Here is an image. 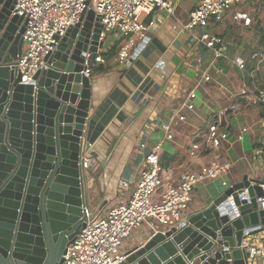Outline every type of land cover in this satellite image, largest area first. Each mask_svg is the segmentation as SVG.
Instances as JSON below:
<instances>
[{
    "label": "water",
    "instance_id": "water-1",
    "mask_svg": "<svg viewBox=\"0 0 264 264\" xmlns=\"http://www.w3.org/2000/svg\"><path fill=\"white\" fill-rule=\"evenodd\" d=\"M0 0V264H61L83 229L79 164L100 17L85 9L23 82L16 68L26 19ZM264 180L243 176L182 222L153 234L120 264H247L246 239L264 232Z\"/></svg>",
    "mask_w": 264,
    "mask_h": 264
},
{
    "label": "crops",
    "instance_id": "crops-1",
    "mask_svg": "<svg viewBox=\"0 0 264 264\" xmlns=\"http://www.w3.org/2000/svg\"><path fill=\"white\" fill-rule=\"evenodd\" d=\"M169 1L172 14L155 10L143 16L146 23L158 21L149 30L145 42L133 50L127 65L115 62L120 41L113 40V36L98 51L97 55L105 63L95 64L89 72L91 99L83 142L90 144L88 152L95 156L93 168L101 166L110 184L134 179L143 154L158 142H162L163 175L177 179L211 161V153L206 147L202 146L195 157L188 155V147L193 142H201L209 122L218 124L227 137L215 153L221 163L230 165V169L219 179L196 185L189 209L184 213L186 217L207 205L223 188L239 183L245 175L264 180V155L257 153L260 148L257 125L263 112L258 106L249 105L248 99L257 84L250 78L254 72L247 67L252 65L254 54L261 57L264 54V41H261L264 22L245 27L233 23L229 15L222 22H210L205 30L222 39L227 56L214 60L210 51L198 42L200 30L183 28L198 0ZM234 57L246 61V70H239L230 61ZM100 67L105 71L96 74ZM260 67L263 71V63ZM203 76L209 80L204 81ZM244 85L250 90L246 96L242 95ZM191 90L196 92V99L194 109L189 111L184 104L185 96ZM179 115L184 121L177 120ZM165 123L171 124L172 140L164 139L160 126ZM243 128H247L244 133ZM121 139L119 147L126 148L124 154L131 157L119 168L114 159L106 161L103 158L107 145L112 146ZM140 145H144L143 152ZM118 152L123 151L116 150L115 153ZM89 181L92 183L93 180ZM117 191L113 194L115 203H109L113 199L109 197L104 206L127 199L129 192ZM149 238L148 229L140 228L123 242L122 251L126 253L143 245ZM254 240L251 238L249 243ZM191 264H197L196 260Z\"/></svg>",
    "mask_w": 264,
    "mask_h": 264
},
{
    "label": "built area",
    "instance_id": "built-area-1",
    "mask_svg": "<svg viewBox=\"0 0 264 264\" xmlns=\"http://www.w3.org/2000/svg\"><path fill=\"white\" fill-rule=\"evenodd\" d=\"M13 1V14L24 17L26 25L22 35V53L10 67L16 68L23 82L31 81L32 76L44 68L43 58L54 50L55 36H62L69 27L74 26L85 9L92 10L100 17L99 40L104 42L103 47L111 39L109 37L113 36V40L120 41L115 62L121 66L129 63L133 50L145 42L149 30L158 21L155 19L146 23L143 16L155 10L173 13L169 0ZM227 15L233 23L245 27L263 23L264 0H198L189 15L188 24L183 28L200 30L198 42L210 51L214 60L227 58L225 44L221 38L209 34L205 29L210 22H222ZM252 57L257 61L252 70L254 74L250 77L253 80L262 71L260 64L263 63L261 58L264 54L262 57L254 54ZM86 60H91L93 66L105 63L97 54H87ZM230 61L241 71L247 68L246 61L241 57L231 58ZM85 74L89 76V71H85ZM203 80L208 81L209 78L203 76ZM249 91L247 85H244L242 95H248ZM253 91L248 99L249 105L258 106L263 112L257 125L260 130V148L257 153L264 155V90L256 87ZM195 99L194 90L186 94L184 106L187 110L194 109ZM177 120L184 121V117L179 115ZM160 129L165 140H172L170 123L162 124ZM246 129L241 131L244 133ZM226 137L227 133L218 124L209 122L201 142L189 145L188 155L197 156L204 146L211 153V161L196 171L181 174L177 179L163 175L160 162L162 142L152 145L147 154L142 153L143 158L136 168L135 178L118 181L119 192H129L126 200L95 209L84 206L85 225L67 246L61 264H120L125 259L122 244L136 230L145 227L151 237L157 232L178 226L189 209L196 185L219 179L230 169V165L221 163L215 153ZM143 150L144 145H140V151ZM88 151L81 155L79 161L84 178L95 163V156ZM262 204L264 206V200ZM254 236L250 237L256 240L255 244L249 243L250 237L246 239L247 264H264V235Z\"/></svg>",
    "mask_w": 264,
    "mask_h": 264
},
{
    "label": "rangeland",
    "instance_id": "rangeland-1",
    "mask_svg": "<svg viewBox=\"0 0 264 264\" xmlns=\"http://www.w3.org/2000/svg\"><path fill=\"white\" fill-rule=\"evenodd\" d=\"M122 141L123 139H121V141L116 140L114 144H112V146L107 145V149L105 151L104 158H103V160H105L106 158V161H111V159H114L116 163H119L118 164L119 168L120 166H122L125 160L127 161V159L131 157L129 156V154L128 155L124 154L125 151H127L126 148L119 147ZM116 150L123 151V152L115 153ZM103 163L105 162L103 161ZM94 165L95 163L92 165V168H91V170L94 171V173L92 171H88V173L86 174V177L84 178L85 205L90 209H95L97 207L103 206L107 201L106 199H109V197L113 198L112 200L109 201V203H115L114 201H116V199L113 196V194L118 193L117 186H118L119 180L116 181L115 185H113L112 183L110 184V182H107V179L105 178L106 175L103 174L101 166L99 167L96 166L93 168ZM111 174L114 175L115 170L114 172L112 171ZM90 179L93 180L92 183H90L89 181ZM263 235H264V232L256 234L254 237H261Z\"/></svg>",
    "mask_w": 264,
    "mask_h": 264
},
{
    "label": "trees",
    "instance_id": "trees-1",
    "mask_svg": "<svg viewBox=\"0 0 264 264\" xmlns=\"http://www.w3.org/2000/svg\"><path fill=\"white\" fill-rule=\"evenodd\" d=\"M263 35H264V32H263ZM261 41L263 42L264 41V38H261ZM262 44L264 45V43H262ZM256 62H257L256 60H251V64L252 65L251 66H249V65L247 66L249 68V71H252V70L255 69ZM263 65H264V61H263ZM104 71H105V69L102 68V67L97 68L96 69V74H102ZM254 79L256 80L257 87L259 89H261V90H264V69H263V72L261 74H257ZM248 82H249V79H248Z\"/></svg>",
    "mask_w": 264,
    "mask_h": 264
}]
</instances>
